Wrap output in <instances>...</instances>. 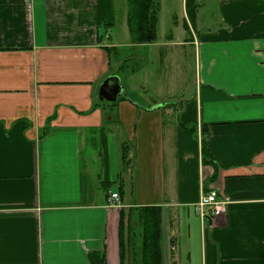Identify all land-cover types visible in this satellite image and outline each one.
Returning a JSON list of instances; mask_svg holds the SVG:
<instances>
[{"label": "crops", "instance_id": "obj_1", "mask_svg": "<svg viewBox=\"0 0 264 264\" xmlns=\"http://www.w3.org/2000/svg\"><path fill=\"white\" fill-rule=\"evenodd\" d=\"M160 2L134 44L127 0H0V264H121V214L149 207L163 264H264V0H195L194 24L182 0L183 43ZM110 76L127 97L100 102Z\"/></svg>", "mask_w": 264, "mask_h": 264}, {"label": "trees", "instance_id": "obj_2", "mask_svg": "<svg viewBox=\"0 0 264 264\" xmlns=\"http://www.w3.org/2000/svg\"><path fill=\"white\" fill-rule=\"evenodd\" d=\"M128 25L134 44H153L158 39V23L161 12L160 0H127ZM187 14L192 24L196 17L195 0H187ZM203 159L206 164H214L210 146L207 141L202 144ZM141 227V264H163L162 261V227L161 209L158 207L145 208L138 220ZM125 228V216L121 214L120 226V259L126 262V252L121 239ZM93 264H106L105 259L93 261Z\"/></svg>", "mask_w": 264, "mask_h": 264}, {"label": "rangeland", "instance_id": "obj_3", "mask_svg": "<svg viewBox=\"0 0 264 264\" xmlns=\"http://www.w3.org/2000/svg\"><path fill=\"white\" fill-rule=\"evenodd\" d=\"M164 4L161 25L159 28L160 41L173 39V42L175 43H183L184 40L191 37V35L185 30V17L182 0H164ZM208 13H210V9L203 12L205 16H207ZM148 60V66L146 68L148 75H146V77H141V75H139L134 82L139 86L146 85L148 87L150 86V88H157L155 80H152L151 76H149V72L151 73L157 68V66H152L156 60L154 57L152 58V55H150ZM129 65L131 68L132 65L134 66V63ZM188 81L189 80H187V82ZM137 218V215H130L121 236L126 252L125 264H141V227Z\"/></svg>", "mask_w": 264, "mask_h": 264}, {"label": "built area", "instance_id": "obj_4", "mask_svg": "<svg viewBox=\"0 0 264 264\" xmlns=\"http://www.w3.org/2000/svg\"><path fill=\"white\" fill-rule=\"evenodd\" d=\"M109 203L113 207H119L121 204V198L118 193H111ZM226 210V204L220 202L215 192H211L202 197L199 205L196 207V212L203 219H209L214 217L218 213H222Z\"/></svg>", "mask_w": 264, "mask_h": 264}, {"label": "water", "instance_id": "obj_5", "mask_svg": "<svg viewBox=\"0 0 264 264\" xmlns=\"http://www.w3.org/2000/svg\"><path fill=\"white\" fill-rule=\"evenodd\" d=\"M123 97H127V95L118 76H110L100 85L98 91L100 102L116 103Z\"/></svg>", "mask_w": 264, "mask_h": 264}]
</instances>
